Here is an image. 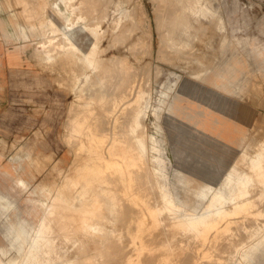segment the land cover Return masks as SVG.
Returning a JSON list of instances; mask_svg holds the SVG:
<instances>
[{"label":"bare ground","instance_id":"obj_1","mask_svg":"<svg viewBox=\"0 0 264 264\" xmlns=\"http://www.w3.org/2000/svg\"><path fill=\"white\" fill-rule=\"evenodd\" d=\"M17 1L15 5H17ZM118 1L115 0L117 4ZM201 1L181 0L184 4L182 6V15H185L184 20L179 19L172 22L167 20L163 24V29L166 26L170 34L169 37H172V40L168 37L170 44L173 42V35L177 33V30L180 31L182 28V31L185 32L190 26H193L192 22L195 24L198 21L197 19L192 21V15L193 17L202 15L201 17H203L212 13H208L213 11L210 6V8L207 7L208 1L206 4L201 3ZM115 2L113 1L114 4ZM25 3L26 6L22 10V14L25 16L26 23L17 25L14 32L6 28L7 23L0 16L1 37H3L4 43L19 40L22 46L36 40L35 57L33 58L37 60L36 62L43 72L60 67L71 66L73 69L74 79L72 78L71 81L74 83L71 91L74 92V99L73 104L68 106L69 115H67L66 126L68 133L67 131L66 133L68 143L73 146L74 157L68 169L56 165L57 170L63 176L60 183L35 182L37 178L34 172L35 163L41 157L47 160L53 159L51 153L36 152L30 147L27 148L28 146L26 147L25 144H20L21 146L17 148V151H14L15 153L8 158L7 165L2 167L4 174L14 181L28 186L27 190L32 187L31 193L38 194V196L37 198L30 197L29 201L32 203L33 209L36 207L42 209V215L37 224L29 221L27 223L20 222L18 224L19 229L10 230L11 236L4 234L11 248L5 249L4 247L0 250L15 249L16 254L7 258L0 256V264H50L57 259L61 260V264H91L89 263L90 259H94V264H102L103 260L108 263L107 257L109 255V260H111L112 250L116 254L113 260L116 263L120 262V264H176L178 261L177 250L182 247L179 245L180 242L177 244L176 240L181 235H177V233L190 234L192 241L194 239L199 245L198 248L210 241L213 244L219 242L223 247L222 241L228 239L229 241L226 240L223 249L228 248L230 243L229 251L232 253L234 251V254H238L241 259L240 261L234 260L233 264L253 263L260 253H264V141L254 153H251L249 148L252 143L250 140L247 141V134L234 135L232 116L234 111L236 113V101L232 97L205 90L210 82L212 83L210 77H201L197 81L186 80L176 93L168 94V98L163 100L161 107H164L166 111L170 147L176 159V171L179 176L176 179L177 182H172L166 160L161 155L159 141L152 135L150 136V143L146 138L144 120L149 113L151 101V94L149 96L150 92L146 91L151 89L148 86V90L138 89L137 77H140V74L137 75L136 73V65L128 62L126 56L118 54L120 48L119 50L117 47L115 48L118 55L111 54L113 52L110 51L113 50L114 42L121 45L128 37L129 32L134 29L133 25L136 22L133 21L132 26L130 21V23L127 22V18L134 17L133 13L130 14L125 9L120 10L111 29V37L110 28L107 29L108 26L104 28L102 24V13L99 16L94 15L100 4H103L102 0H25ZM1 5L0 0V10ZM188 12L193 13L191 19L188 18L190 15ZM193 29L191 33L195 31ZM190 30L191 28L188 31ZM108 31L110 34L107 33ZM174 32L175 34H173ZM107 34L110 35L111 43L108 40L107 43L109 42V44H103ZM193 34L195 39L197 33L194 32ZM130 35L129 39L132 42L129 43L131 45L134 41ZM190 35L192 36V34ZM187 37L189 36L187 35ZM165 38L164 41L166 40L165 42L168 43L166 35ZM129 39L126 38V41L128 42ZM180 39L178 40L180 41ZM183 39L185 40L184 37ZM187 40L189 46L191 45L193 48L195 42L190 44L192 39L189 40L188 38ZM175 41L174 39V43H176ZM182 42L181 45L183 44V47L186 45L188 52L187 41ZM174 43H172L173 46H175ZM133 45L136 46V41ZM176 45H179L181 56L182 54L187 55L184 53L185 48L184 51H181L182 46L178 42ZM131 46V53H138L136 47L132 49ZM126 49L128 50L127 47ZM125 53L123 51L124 55H126ZM19 54L17 48L10 50L9 63L16 65ZM164 54L166 53L164 52ZM189 56L187 60L193 61L192 58L189 59ZM195 59L194 65L197 62ZM172 62L175 61L172 60ZM210 62L208 63L211 66L213 62ZM147 63L149 64V62ZM181 66L183 67L182 64ZM205 67L207 68L209 65ZM200 69L204 70L205 68L202 66ZM200 69L198 68L199 71ZM79 71H81L80 74ZM161 71L158 73L159 76ZM148 72L147 70L145 76ZM189 72L191 73V71ZM193 72L192 69V74H195ZM217 74L218 77L224 78L222 73L217 72ZM66 80L63 81L66 82ZM155 80L157 81V79ZM215 84L219 86L218 83ZM255 101L257 102L256 99ZM262 107L264 108L263 105ZM160 108L154 107L153 114L160 116ZM187 110L189 111L187 112ZM182 114H185V117ZM261 125L259 124V127ZM261 130L263 131V127ZM261 139L258 138L259 141ZM14 154L16 155L14 156ZM242 164H245L247 168L242 169ZM197 166L202 171L200 176L190 171ZM52 167L54 168V165ZM203 173H206L207 177ZM221 174H224V178H221ZM201 181H204V185L201 187L206 189L193 187ZM178 184L187 187L188 191L193 192L197 197L207 198L206 207L198 211L196 207L189 208L186 200L181 203L174 191V186L177 187ZM0 205L12 212L16 202L11 201L6 193L0 192ZM185 209L194 212L190 213ZM57 218L61 219L60 222L62 221V223L56 224L58 228L60 225L59 234L65 240H71L74 243V236H83L90 237L99 243L95 252L92 251V256L91 254L77 255L71 259H67V257L65 259V256L62 257L61 255L57 258L51 256L56 239L57 225L54 222ZM241 220L248 221L250 225L246 223L248 226L244 227L241 240H239L240 237L238 239L235 237L239 240L238 244L230 234L233 239L221 237L222 234L225 235L226 229L231 228V223ZM109 222L113 224L112 228L108 226L110 225ZM162 225H164L163 228L165 225L171 228L170 232L167 230L170 234L171 230L172 233L173 231L175 233L171 237L163 239V235L161 236L159 233ZM240 226L242 227V225ZM236 228L237 226L235 230L238 229ZM163 231L162 233H164ZM164 234L168 237L166 230ZM123 236H126L127 238H125L129 241L127 245H124L125 247L123 244L127 240ZM183 237L182 241L186 243V238ZM180 240L178 239V241ZM187 240L190 241L189 237ZM77 241L75 242L77 243ZM82 241L84 240L82 239ZM193 242L191 243L193 244ZM73 243L69 245L72 249L76 245ZM64 244L68 243L65 242ZM79 244L81 245L83 242ZM129 244L130 248L127 251L125 248ZM235 244L236 249L230 250V247ZM178 245L179 247H177ZM65 246L69 247L68 245ZM221 246L219 251H221ZM213 248L210 247V251L207 248V250L203 248L202 251L201 249L194 251L190 247L189 251H194L190 254L186 247L184 250L188 254L187 257L184 256V258L186 257L184 261H188V263L184 262V264H189V260L193 261V258L196 260L200 257L198 255L208 259L206 264H215V253L212 254L211 252ZM223 249L222 256L221 253H216L218 254L216 258L219 255L221 258L225 255L226 249ZM64 250L65 248L62 251ZM77 250L79 252V249H76V252ZM71 251L69 252L71 253ZM213 252L215 251L213 250ZM227 257H229L228 254L224 257L225 263H229ZM199 259L202 260V258ZM182 261L178 262L182 263ZM192 261H190L191 264H196L195 261Z\"/></svg>","mask_w":264,"mask_h":264},{"label":"rangeland","instance_id":"obj_2","mask_svg":"<svg viewBox=\"0 0 264 264\" xmlns=\"http://www.w3.org/2000/svg\"><path fill=\"white\" fill-rule=\"evenodd\" d=\"M16 1L17 0L15 1L14 0H1L2 5H1V10H0V16L7 23L6 28L11 30L12 32H14V30L16 29V26L19 25L20 23H26L25 18H24L25 16L22 14V10H24L26 6L25 0H23V3H22V0H18L17 5H15ZM113 1L115 2V0ZM113 1L112 0H106V1L102 0L103 4H100V7L97 8L94 15L99 16L102 13L103 15L102 24L104 28H107V26H108L107 29L110 28L109 30L111 34L109 31L107 33L110 34L112 37L111 29L114 26L115 19L119 16L120 10L125 9L128 13L129 12L130 14L133 13L132 15L134 17L127 18V22L128 23L131 22L130 23L131 26L133 25L134 22L136 23H134L133 25L134 29L129 32L128 37L126 38L128 40L129 35L133 34L132 36L130 35V38L132 37L131 39H133L134 41L133 44L136 41V46L133 44H131L132 45L131 46L130 43L132 41L129 39V41L127 42L125 38L123 43L122 44L120 43L122 46L119 45L118 42H114V44L112 43L113 50H110V51L113 52L111 54H117V49L115 51V48L117 47L118 50L120 48L118 54L122 56H126V59L128 60V62L133 63L134 66L136 65V69H135L136 73L137 75L138 73L140 74V77L139 76L137 77V84L139 85L138 89L143 88V89L148 90L147 86L149 87V89H151L148 91L145 90L148 93L150 92L149 96L151 94L150 107L148 109L149 113L145 117V120H144L145 122L144 125L146 124L144 126L145 127L144 129L147 133L146 138L150 143V136L152 135L159 141L158 145L162 153L160 154L166 160L168 171L172 178V182H177L176 179L179 176L176 171V168H177L176 159L173 153L171 152V147H170L171 142L169 139L167 124H166V113H165L166 111L164 107H161V105H162L163 100L168 98V94L172 95L176 93L186 80L197 81L201 77H210V79H212V83L210 82V84L205 88V90L207 91L209 90L215 94L220 93L222 95L232 97L236 101L235 103L236 113L234 111L233 112L234 115L232 116L234 135H237V134L240 135L241 133L247 134V137H248L247 141L250 140L252 143V146L249 148V152L254 153L255 150H257V148H259L261 144H263V141H264V133H263L264 132V113H263L264 110L263 109L264 108L262 107V105L264 106V0H205V1L202 0L204 1V2L201 1V3L203 4H206V2L208 1L207 7L210 6L211 8L210 7L209 8L213 9V11H210L208 13H211V12L212 13L207 14L208 17L207 16L201 17L202 15L201 16L197 15L193 17L192 15L193 13L188 12L190 14L188 18L191 19V15H192V19H191L192 21H196V19L198 20L194 24L189 19V21L192 22L191 24L195 26L194 29H193V26H190L191 30L188 31L190 29L188 28L186 30L187 33H185L186 31L184 32V30L182 31V28H180L181 32L177 30V33L175 34L176 32L175 31L173 33L175 35H173V42H171V44H170L169 38L172 40V37H169L170 34L166 26H164L165 32L167 29V32L165 34L164 29H163V24H165L167 20L171 22L175 20L177 21L179 19L184 20L185 15H182L183 13L182 6H184V4H182L181 0H119V1L117 0L119 2L118 4L117 2H115L114 4ZM104 2H105V5H104ZM107 2L108 4L110 3L111 4L106 5ZM103 8L104 9L106 8L105 11ZM101 9L103 12L101 11ZM10 13H14V14L11 15ZM209 16L211 17L209 18ZM192 29L193 31L195 30L194 32L197 33V35L195 34L196 35L195 39L193 36L194 32L191 33ZM178 31L180 33V37L182 36L181 39L179 37ZM162 32L164 33L163 35L161 34ZM135 33L136 35H134ZM108 34L106 38L108 37L109 39L105 38L103 40L105 41L103 42V44H109V42L107 43L108 40L111 43L110 35ZM190 34H192V36ZM1 35H2V29L0 28V57H1L0 66L7 67V68L8 67H11V68L12 67H22V68H26V67H36L37 68L38 67V70L42 73V75L39 76L41 78L37 80L38 85L35 86L34 84H31L30 86H27L26 89L28 93L27 95H24L22 97H20L19 95V92L21 90V86L18 85V83L20 82L19 80L20 78L22 79L24 77L29 78L30 76H19V75H12V74L11 75H4V74L0 75V192L6 193L7 197L11 201L16 202V206L13 208L12 212L10 210H7L6 207L0 205V210H1L0 211V249H3L4 247L6 249V248H11V246L9 245V242L6 239L5 235L11 236L10 230L14 231V229L15 230L19 229L18 224L20 222L27 223L29 221V222H33L37 224L42 215V209L39 207H36L35 209H33V205L29 201L30 197L37 198L38 196V194L36 195V194L31 193L32 187L29 190H27L28 186H25L22 183L16 182L12 180L11 178H9L6 174H4L2 167L4 165H7L8 158L11 157L13 153L17 151V148H19V146H21L22 144L23 145L25 144L26 147L28 146L27 148L30 147L32 150H36V152L46 153V154L51 153L53 156V159H50V160L43 159L41 157L42 159L39 158L40 160H38V162L35 163L36 168H34V172L37 175L35 182L36 183H39V182L60 183L61 182L63 176L57 170L56 165H58V167H61L63 169H68L74 157L72 153L73 146H71L67 141L68 128H66L67 120H68L67 115H69L68 106L73 104V99H74V92L73 90L71 91V87L73 86V83H74V82L72 83L71 79L72 78L74 79V75H73V69L71 68V66L70 67H60V68H56L53 70H48L46 72L45 71L43 72L42 69H40L41 67H39V64L36 62L37 60L33 58L35 57L34 52H35L36 40H32L31 42L27 43L26 46H22V43L19 40L17 41L12 40L10 41V43H4L2 40L3 37H1ZM165 35L167 38L169 37L168 43L165 42L166 40L164 41V39H166ZM187 35L189 37H187ZM183 37L185 38V40L183 39ZM188 38L189 40L192 39L190 41V44L192 42L193 43L195 42L194 44L195 46L194 45H193L194 47L192 46L193 48H191V45L189 46V42L187 40ZM174 39L176 40L175 41L176 43H174ZM178 39H180V41L181 40L184 41V43L185 41L188 42V43L186 42V44L189 46V47L187 46V48H189L188 52L185 47L186 45L184 44L185 46L183 47V44L181 45L182 41L180 42ZM177 42L178 44H180V46L183 47V48L181 47V51L185 48L184 53H187V55L188 53L189 55L190 54L193 55V57L192 55L190 56L188 55L189 59L192 58L193 61L195 59L194 57L196 56V54H198V51L200 52L196 56L195 61L197 60V62L195 65L192 60H189V61L187 60L188 56L186 54H182L181 52L182 56H184L185 58H183L180 55V48L178 47L179 45H176ZM125 43L129 51L126 49ZM172 43H174L175 46H173ZM130 46L132 49L136 47L135 49L138 50L136 51L138 53H135V54L131 53ZM122 47H124L125 49ZM16 48H17V51L20 52V54L16 61L17 64L12 65L9 63L10 50H15ZM171 48L173 50L174 48L176 49L173 51ZM196 49L197 51H195ZM122 50L124 51V53L126 52L125 53L126 55L123 54ZM163 50L166 54H164ZM193 50L196 52V54L195 52L193 53L191 52ZM3 57H5L6 60H3L4 59ZM137 58H140V59L138 60ZM173 58L176 60H174ZM198 58H201L200 59L201 61ZM183 59L184 61H182ZM172 60L175 62H172ZM209 60L210 61L212 60V61L210 62ZM145 61L149 62V64L148 63L146 64ZM202 62H204L205 64ZM208 62L210 63L213 62L211 64V66L213 67H211ZM177 63L180 65L178 66ZM181 64L183 65V67L181 66ZM203 64L205 66L209 65V67L206 68ZM201 65L203 66V68H205L204 70L200 69V67L202 68ZM186 66H189V67H186ZM191 66L192 68H190ZM198 68L200 69V71L198 70ZM192 69L194 71L193 73L195 74H192ZM147 70L149 72L145 76V73H147ZM160 71H161V74L159 76L158 73ZM189 71H191V73ZM217 72L222 73L224 75V78L218 77ZM78 73L80 74L81 71H79ZM60 76L62 77L66 76V77L62 78ZM58 77H60L62 80ZM139 78L140 80L138 81ZM155 79H157V81ZM63 80H66V82ZM149 81L153 83L151 84ZM155 82H158L161 84H157ZM65 83H67L68 86ZM215 83H218L219 86H217ZM22 89H24V86ZM252 90L253 92H251ZM254 91H255V94H254ZM261 92L263 95L261 94ZM6 93H9L11 95L10 105L7 102ZM247 95H248V98H247ZM257 95H260L259 96L260 98ZM256 97H258L260 100ZM20 98H22L21 101L19 100ZM255 99L257 100V102L255 101ZM154 107L162 108V109L161 108L159 109L160 116L153 114L152 110ZM188 111L189 110H187V112ZM10 113L17 115V120H15L14 122L8 121L9 119L8 115ZM182 116L185 117V114H182ZM3 120L5 121L3 122ZM257 123L262 124L261 127H259V124ZM262 127H263V131L261 130ZM260 136L262 137V139ZM257 137L261 140L259 141ZM27 142L29 143L26 144ZM235 149H237V146H235ZM15 155L16 154H14V156ZM39 155H42V154H39ZM50 157L51 155L49 156V158ZM52 165H54V168L52 167ZM197 167L191 169L190 171L200 176L202 171L199 169L200 166L198 168ZM241 168L246 169L247 166L245 164H242ZM203 174L204 176L207 177L206 173H203ZM221 176H222L221 178H224V174H221ZM203 185H204V181H201L198 185H195L193 187L198 188V189H206V188L201 187ZM174 191L179 201L183 203L184 200H186L188 203V207L191 209L196 207L197 210L200 211L203 208H205L207 205V201H208L207 198L197 197L193 192L188 191V188L183 186L182 184H178L177 187L174 186ZM185 210L190 213L194 212L193 210H189V209H185ZM60 220L61 219L57 218L56 222L54 223L55 224L58 222L62 223V221L60 222ZM244 221L245 223H243ZM246 223L250 225L248 221L246 222V220H241L239 222L231 223L230 227L231 228L233 227V228L232 229L229 228V230L226 229L225 230L226 232H224L225 235L223 236L222 234V236L221 235L220 236L225 237V238L227 237L235 238L236 237L237 239L240 237L239 240H241L242 235L244 234L243 231L245 230L244 227L248 226L246 225ZM235 225L237 226L238 229L241 227L240 225H242L241 228L243 229L240 228L238 231V229L236 228L237 230H235V227H236ZM108 226L112 228L113 224L111 223ZM114 226L116 225L114 224ZM163 226L164 225H162V229L160 228L161 232L159 230V233L161 234V236L163 235L164 237V238L162 237L163 239H167L171 237L173 233H175L174 231L172 233V230H171V234H170L169 232L171 228L165 225V227L167 228L166 229L165 227L163 228ZM155 230H158V229H155ZM162 230H164L163 231L164 233L166 230V233H168L167 234L168 237H166L165 234L162 233ZM167 230L169 232H167ZM227 231H230V232L228 233ZM240 231H242L243 233L241 234ZM59 232H60V225H59V228L57 225L56 233H55V236H56L55 244L53 247V251L51 253V256L53 258H57V256L59 255H61L62 257L65 256V259L66 257L67 259H71V258H74L73 256H77V255L81 256L85 254H88V255L91 254L92 256L93 255L92 251L95 252L96 247H98L99 243H96V241H93V239H91L90 237H83V236H76L77 238L74 236L73 238V240L75 239L74 243L78 245L76 246L73 242H71V240H65V238H63V236L59 234ZM232 232H234L235 234ZM178 234L179 235L181 234L180 236H178V239L179 240L181 239V240L178 241L177 239L176 241H177V244H179L180 242L179 245L180 247L182 246L181 249H183V250L181 249L177 250L178 251V254H177L178 261L180 260L181 261L183 260V261L182 263L181 262L179 263L178 261H176V264L177 263L184 264V262L188 263V261H184V260L187 257V254H188L187 251L190 250L189 249L190 247H192L194 251H198L199 249H201L202 251L203 248L205 250L208 249L210 251V247L213 248L214 246L215 247L217 245L219 246V244L221 246V243L218 242L217 244L216 243L213 244L209 240L210 242L206 243V245L202 246L201 248H198L199 245L196 244L194 239H193L194 242L192 241V238L189 236L190 234L183 233L185 234L183 235L182 233H177V235ZM226 235H229V236H226ZM182 236H184L183 237L184 239L186 238L185 240L186 243L188 241V243L193 242V244L191 243L192 244L191 245L188 243L187 244L183 243ZM125 237L123 236V238ZM188 237L191 242L187 240ZM62 238L68 244H64L65 242L63 241ZM126 238L125 240H127ZM236 238L235 240L237 241V244H238L239 240H237ZM82 239L84 241H82ZM88 239H90L89 242H88ZM125 240L123 239V242ZM226 240L228 239H225L222 241L223 247H224L225 242H227ZM62 241H63V244H62ZM69 241L75 245V247H73L74 250L71 248V246H69L71 244ZM75 241H77V243ZM82 242L83 244H81L82 245L81 246L79 243H82ZM127 242L129 241L127 240L126 243L123 244V246L127 245ZM184 244H186L185 246L187 247L186 249L187 251L184 250L186 248ZM62 245H64L63 248H65L64 251L66 252L62 251L63 250ZM65 245H68L69 247ZM88 245L90 246L91 250L89 249ZM179 245L177 247H179ZM194 245H197V246H194ZM227 245L228 243L226 244V246ZM230 245L231 244L229 243L228 248ZM129 246L130 244L126 246L125 248L127 251L130 248ZM235 246L236 244L231 247H235ZM83 247L84 249H82ZM215 247L211 249L212 254L215 253L214 254L215 264H219V263L223 264L222 262L225 263L224 257H226L227 254L229 256L227 257L229 261V263L226 262L227 264H233L236 260L238 261L241 260L238 254H234V251L232 253V251H229L227 247L225 248L226 249L225 250L221 246L222 247L221 251H219L220 250L219 247H216V249L218 248L217 252H216ZM231 247H230V250L236 249V247L235 248H231ZM67 249L69 251L72 250L71 253ZM76 249H79V252L78 250L76 252ZM222 249L226 251L224 252L225 255L222 257L224 258V260H222V258L220 257V255L222 256ZM213 250L215 252H213ZM227 250L229 253L227 252ZM194 251H189V253L191 254ZM211 252H209V254ZM216 253L218 254L221 253L218 256V258H216L217 257L216 255H218ZM14 254H16L15 249L0 250V256H2L3 258L10 257ZM183 254H186V255H183ZM115 255L116 254L112 250L111 260L114 259ZM109 256L107 257L108 263L107 262L105 263V260L102 259L103 260L102 264H120V262L116 263L114 260H113L114 262L109 260L110 258ZM184 256L186 257L184 258ZM198 257L202 258V260L199 258H196L195 260V258H193V261L189 260V264H191L190 261L192 262L195 261L196 264L198 262H199L198 264H206L205 262L208 261V259L207 258L205 259V257H202V255H198ZM219 257L221 258V260ZM60 262L61 260L57 259L50 264H61ZM93 262H94V259L89 260V263L92 264ZM250 264H264V253H260L256 257L255 261Z\"/></svg>","mask_w":264,"mask_h":264},{"label":"crops","instance_id":"obj_3","mask_svg":"<svg viewBox=\"0 0 264 264\" xmlns=\"http://www.w3.org/2000/svg\"><path fill=\"white\" fill-rule=\"evenodd\" d=\"M3 60H6L5 57H3ZM19 75V76H30L29 78L24 77L22 79L20 78V82L18 83L19 86H21V90L19 92L20 97L27 95L28 91L26 89L27 86H30L31 84H34L35 86L38 85L37 80H39V76L42 75V73L38 70V68L36 67H26V68H22V67H2L0 66V75ZM34 76V77H33ZM33 81V82H32ZM24 86V89H22ZM10 98L11 95L9 93H6V99L8 104L10 105ZM22 98H20L19 100L21 101ZM18 105V104H17ZM5 112V111H4ZM9 119L8 121L10 122H14L15 120H17V115H14L12 113H10L8 115ZM5 120H3L4 122Z\"/></svg>","mask_w":264,"mask_h":264}]
</instances>
